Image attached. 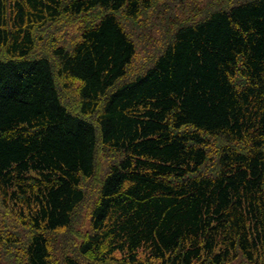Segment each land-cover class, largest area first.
<instances>
[{"label":"trees","instance_id":"16d2710c","mask_svg":"<svg viewBox=\"0 0 264 264\" xmlns=\"http://www.w3.org/2000/svg\"><path fill=\"white\" fill-rule=\"evenodd\" d=\"M207 1L0 0V197L25 264H55L47 234L89 180L59 264H264V0ZM64 18L76 43L41 47Z\"/></svg>","mask_w":264,"mask_h":264},{"label":"rangeland","instance_id":"374dc122","mask_svg":"<svg viewBox=\"0 0 264 264\" xmlns=\"http://www.w3.org/2000/svg\"><path fill=\"white\" fill-rule=\"evenodd\" d=\"M200 3L197 5L198 11L203 10L202 4L205 8L210 6L209 1L207 0H199ZM212 5V4H211ZM63 24L58 26L57 24L48 25L47 30L39 32L38 40L40 42V46L46 48V50L52 49L54 46L59 44L71 45L75 44L77 41V37L79 36V28L81 22L77 18H64ZM140 22V21H139ZM144 23V22H143ZM148 23V22H147ZM146 24V22H145ZM143 25L139 24L138 28L135 25L128 26V30L132 33V36L139 42V44L146 42V37L143 36V29H141ZM139 36V37H138ZM0 56H3V51H0ZM138 59V64H139ZM74 90V89H73ZM72 90H68V94H71ZM98 163L102 170H104V174L108 169L109 161L111 158L109 156H114L112 154H108L106 151H99ZM102 164V166H101ZM83 188L86 190L87 201L88 204H83L82 207L84 209H79L77 212V217L75 219V225L72 230H64L57 233L47 234V238L49 239L52 256L55 261V264H59L60 261L63 262V259L66 256H74L77 255L76 245L77 240L76 236L71 233L75 230H80L79 232H85L89 229V221H90V206L96 201V190L98 188L97 181L89 180L88 182H83ZM85 205H87L85 207ZM13 212L9 208H3L2 205V197H0V234L2 240L0 238V264H25L26 261V243L27 239L21 240L19 244H12L8 240L11 237H18L20 235H24L25 237H29V231L25 229V226H22V219L18 215V211L12 207ZM18 215V216H17ZM7 232H13L12 235H8ZM70 235V236H69ZM77 235V234H76ZM140 257L143 255L140 254ZM243 259L237 260L233 264H243ZM156 263V262H155ZM155 263H147V261L143 260L142 264H155Z\"/></svg>","mask_w":264,"mask_h":264}]
</instances>
